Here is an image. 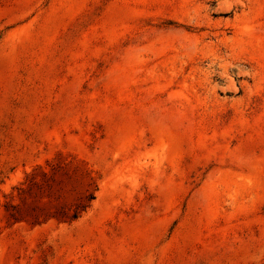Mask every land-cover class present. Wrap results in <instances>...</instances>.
Listing matches in <instances>:
<instances>
[{"label": "rangeland", "instance_id": "obj_1", "mask_svg": "<svg viewBox=\"0 0 264 264\" xmlns=\"http://www.w3.org/2000/svg\"><path fill=\"white\" fill-rule=\"evenodd\" d=\"M0 264H264V0H0Z\"/></svg>", "mask_w": 264, "mask_h": 264}, {"label": "bare ground", "instance_id": "obj_2", "mask_svg": "<svg viewBox=\"0 0 264 264\" xmlns=\"http://www.w3.org/2000/svg\"><path fill=\"white\" fill-rule=\"evenodd\" d=\"M219 10H220V11H226V10H228V7L220 6V7H219Z\"/></svg>", "mask_w": 264, "mask_h": 264}]
</instances>
